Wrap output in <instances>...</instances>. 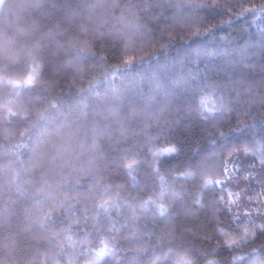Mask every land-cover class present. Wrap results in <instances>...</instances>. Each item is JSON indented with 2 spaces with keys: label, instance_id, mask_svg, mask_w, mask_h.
Wrapping results in <instances>:
<instances>
[{
  "label": "trees",
  "instance_id": "trees-1",
  "mask_svg": "<svg viewBox=\"0 0 264 264\" xmlns=\"http://www.w3.org/2000/svg\"><path fill=\"white\" fill-rule=\"evenodd\" d=\"M0 264H264V0H0Z\"/></svg>",
  "mask_w": 264,
  "mask_h": 264
}]
</instances>
